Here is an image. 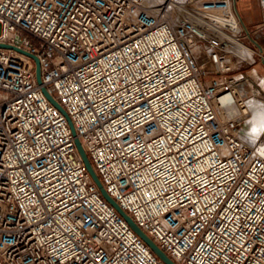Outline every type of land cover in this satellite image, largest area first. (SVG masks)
Returning a JSON list of instances; mask_svg holds the SVG:
<instances>
[{
  "label": "built area",
  "instance_id": "2783aa9c",
  "mask_svg": "<svg viewBox=\"0 0 264 264\" xmlns=\"http://www.w3.org/2000/svg\"><path fill=\"white\" fill-rule=\"evenodd\" d=\"M257 59L233 0H0V264H165L77 140L175 264H264V142L224 112Z\"/></svg>",
  "mask_w": 264,
  "mask_h": 264
},
{
  "label": "crops",
  "instance_id": "0c3cea01",
  "mask_svg": "<svg viewBox=\"0 0 264 264\" xmlns=\"http://www.w3.org/2000/svg\"><path fill=\"white\" fill-rule=\"evenodd\" d=\"M234 9L238 17L242 21L245 30L249 33V40L259 42L264 46L263 20L264 12L258 0H233ZM264 74V69L258 67L256 71L252 72V76L258 80L259 73Z\"/></svg>",
  "mask_w": 264,
  "mask_h": 264
},
{
  "label": "clouds",
  "instance_id": "9594fccd",
  "mask_svg": "<svg viewBox=\"0 0 264 264\" xmlns=\"http://www.w3.org/2000/svg\"><path fill=\"white\" fill-rule=\"evenodd\" d=\"M248 110L251 115L249 121L251 129L247 132L244 140L249 146L256 147L259 136L264 134V103L253 102L249 105ZM224 112L229 119H238L240 117V109L231 98L225 102Z\"/></svg>",
  "mask_w": 264,
  "mask_h": 264
},
{
  "label": "water",
  "instance_id": "95a60500",
  "mask_svg": "<svg viewBox=\"0 0 264 264\" xmlns=\"http://www.w3.org/2000/svg\"><path fill=\"white\" fill-rule=\"evenodd\" d=\"M8 48V47H5ZM37 76H38V80L40 81V69L39 66L37 68ZM51 99V98H50ZM52 103L55 104L56 106H58V103L56 104L52 99H51ZM76 144L79 148L80 154L82 156V159L85 161V164L87 166V169L89 171V173L92 175L94 182L97 184V186L102 190V194L103 197H105V199L110 202L116 209L118 212H120V214L122 216L125 217V219L128 221V223L130 224V226L132 227L133 230H135L140 236L141 238L145 241L146 244H148L151 249L153 250V252L158 256V258H160L162 261L165 262V264H175L169 257L166 256V254L164 252H162L158 246L153 243V241L147 237V235L140 230L137 225L131 220V218L129 216H127L124 211L119 207V205H117L116 202L113 201V199L108 195V193L106 192V190L104 188H102L101 183L97 177V175L95 174L92 165L90 163V160L87 159L86 154L83 150V147L80 145L79 141H76Z\"/></svg>",
  "mask_w": 264,
  "mask_h": 264
},
{
  "label": "rangeland",
  "instance_id": "374dc122",
  "mask_svg": "<svg viewBox=\"0 0 264 264\" xmlns=\"http://www.w3.org/2000/svg\"><path fill=\"white\" fill-rule=\"evenodd\" d=\"M259 59H257V63H256V67L258 68V67H261V65H259ZM257 68L256 69H253V66H251V67H249V68H242V70L241 71H238L237 72V76H239L238 78L240 79V81H242L241 79H244V78H246V79H249L250 80V82L252 83V79L254 80V81H256V79H255V77L254 76H252V72H253V70H257ZM241 75V76H240ZM239 81V82H240ZM253 84V86H254V94L252 93V91L250 90H248L247 89V87H243V89H241V95H242V97H243V101L244 100H247L248 98H250V96L251 97H253L256 101H260V102H262V103H264V91L261 89V88H259V86L255 83H252ZM251 92V93H250ZM250 94V95H249ZM246 96V97H245ZM247 117V116H246ZM245 119V118H244ZM243 126L244 127H246L245 126V120H244V124H243ZM258 139H260V140H262L263 142H264V134H261L260 135V137L258 138ZM263 146H264V144H263Z\"/></svg>",
  "mask_w": 264,
  "mask_h": 264
},
{
  "label": "bare ground",
  "instance_id": "6f19581e",
  "mask_svg": "<svg viewBox=\"0 0 264 264\" xmlns=\"http://www.w3.org/2000/svg\"><path fill=\"white\" fill-rule=\"evenodd\" d=\"M196 55L198 56V57H200V56H202V55H204V53H203V47H200L199 48V50L196 52ZM253 83V82H252ZM251 82H250V80L249 79H246V78H244L242 81H240L239 82V89H243V87H247V89L250 91H252V93L254 94V86H253V84H252ZM251 93V92H250ZM250 95V94H249ZM246 97V96H245ZM256 99V98H255ZM253 97H251L250 96V98H248L247 100H244L243 101V105L244 106H238L239 107V109H240V114H243L244 115V113L245 114H249V115H247V117H245V126L246 127H244V129H243V135H242V137H243V139H244V137L246 136V134H247V132L248 131H250V129H251V125H250V123H249V121H250V119H251V115H250V113H249V105L251 104V103H253V102H259V103H262V102H260V101H256ZM260 137V136H259ZM260 153L261 154H263V156H264V146L262 145L261 147H260Z\"/></svg>",
  "mask_w": 264,
  "mask_h": 264
}]
</instances>
